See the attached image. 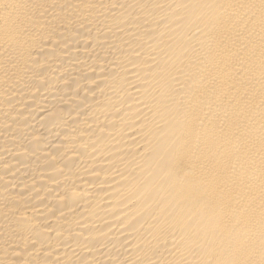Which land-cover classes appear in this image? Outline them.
I'll return each instance as SVG.
<instances>
[{
	"label": "bare ground",
	"instance_id": "6f19581e",
	"mask_svg": "<svg viewBox=\"0 0 264 264\" xmlns=\"http://www.w3.org/2000/svg\"><path fill=\"white\" fill-rule=\"evenodd\" d=\"M0 264H264V0H0Z\"/></svg>",
	"mask_w": 264,
	"mask_h": 264
}]
</instances>
